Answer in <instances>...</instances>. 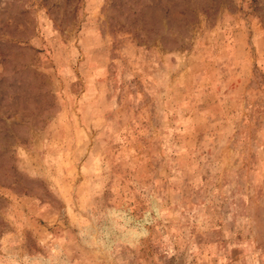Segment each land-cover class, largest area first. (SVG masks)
<instances>
[{
  "label": "rangeland",
  "instance_id": "obj_1",
  "mask_svg": "<svg viewBox=\"0 0 264 264\" xmlns=\"http://www.w3.org/2000/svg\"><path fill=\"white\" fill-rule=\"evenodd\" d=\"M0 264H264V0H0Z\"/></svg>",
  "mask_w": 264,
  "mask_h": 264
}]
</instances>
